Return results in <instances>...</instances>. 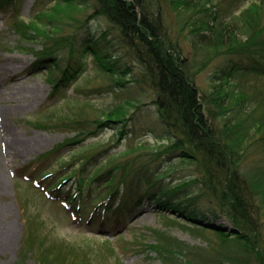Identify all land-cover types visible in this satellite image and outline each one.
Returning a JSON list of instances; mask_svg holds the SVG:
<instances>
[{"label": "trees", "instance_id": "16d2710c", "mask_svg": "<svg viewBox=\"0 0 264 264\" xmlns=\"http://www.w3.org/2000/svg\"><path fill=\"white\" fill-rule=\"evenodd\" d=\"M166 1L181 18V31H189L192 56H184L178 43L172 41L151 0H54L51 7L32 15L30 26L16 23L21 39L42 42L43 49L28 51L35 56L31 70L49 67L53 96L85 70L83 57L90 54L100 68L98 75L89 79L96 86L100 83L99 92L92 93H114V89H123L128 82L148 85L174 136L167 145L134 144L116 157L108 151L114 149V143L82 144L114 125H119L124 137L128 124L146 105L143 101L127 99L113 106L97 107L92 98H71L53 108H43L35 120L30 119L31 126L76 133L66 140V148L82 147L71 153L69 162L47 173L57 179L63 176L48 186L51 193H43V179L39 180L40 186L34 187L41 195L56 200L64 196L62 202L81 221L92 199L87 220H99L103 225L113 217H129L145 201L197 220L200 203L207 200L211 215H223L232 224L230 230L223 226L215 230L220 246L204 253L156 231L157 245L149 246L156 250L162 263L264 264V88L232 81L236 72L264 74V0H247L249 4L228 21L214 8L230 5L232 0ZM10 2L14 0H0V9ZM88 8L93 11L90 13ZM96 18L105 19L140 66L139 78L128 80L132 69L122 71L112 54L99 45L108 32L97 39L79 40L78 32ZM66 27L73 31L67 33ZM62 51L69 55L64 63L57 57L52 59ZM221 57L229 60L228 65L213 76L212 88L202 92L196 84L197 76ZM233 58H239V62ZM104 152L111 155L105 164ZM255 156L260 158L253 161ZM166 158L168 171L154 168ZM75 164L79 165L71 173L66 171ZM92 166L96 167L86 171ZM190 169L194 171L188 175L181 173ZM71 180L77 190L72 193L73 189H69L63 194L62 186ZM136 180L145 185L142 191L134 187ZM100 182L105 186L94 193L92 186ZM118 199L121 202L115 207ZM130 204L133 210L128 207ZM22 210L26 227L22 249L36 264L98 263L94 261L97 253L89 245L77 246L55 231L51 232L53 235L46 232L47 220L41 215L35 220L27 213V204H22ZM111 261L110 264H122L119 256Z\"/></svg>", "mask_w": 264, "mask_h": 264}, {"label": "rangeland", "instance_id": "374dc122", "mask_svg": "<svg viewBox=\"0 0 264 264\" xmlns=\"http://www.w3.org/2000/svg\"><path fill=\"white\" fill-rule=\"evenodd\" d=\"M232 1L230 5L214 8V12L220 16L224 15V19L228 21L249 4L247 0ZM53 3L54 0H14V3L10 2L6 4L8 6L0 9V264H36L29 252L22 249L26 233L22 204L29 206L27 213L35 220L37 215L47 220L49 227H45L46 232L55 231L54 234L77 246L89 245L97 253L94 256L97 264H110L111 260H117L118 256L121 257L122 264H163L156 250L149 246L157 245L156 231H163L162 235L169 234L170 238L174 237L204 253L209 252L210 247L218 248L220 239L215 230L221 226L230 230L232 224L223 215L218 218L211 215L208 212L210 206L207 200L200 203L197 220L182 216L174 209L168 210L157 206L153 201H145L138 211L135 210L137 212L129 217L119 220L113 217L105 225L99 220L89 224L90 221L87 219L89 212L92 211V199L88 201L89 208L82 213L84 220L75 221L69 209L62 204L64 196L55 201L52 197L41 195L42 193L34 187L36 180L43 179L42 186L45 189L41 190L44 189L43 193H51L48 186L58 183L63 176L57 179L55 176H46L47 173L58 170L61 164L69 162L72 152L82 146L114 143V149L108 148V151L117 157L134 144H147L153 147L167 145L174 137L154 103L155 92L148 85L135 81L128 82L123 89H114V93L109 91L101 94L92 93V90L99 92L97 89L100 83L98 82L99 85L96 86L89 79L98 75L100 68L90 54L83 57L85 70L53 96L52 85L48 81L49 67L34 72L31 70L35 56L28 51L43 49L42 42L23 40L16 31V23L30 26L32 15L41 9L51 7ZM151 3L154 12L160 13L164 29L172 41L178 43L184 56H192L189 31L186 30L184 33L181 31V18L173 7L166 0H151ZM88 11L91 13L93 10L88 8ZM28 30L31 32V29ZM72 31L73 29L66 27L67 33ZM106 32L107 38L100 39L99 45H103L112 54L114 62L117 61L122 71L132 69L127 75L128 80H132L134 76L139 78L140 66L128 55L127 49L121 44L117 34L110 30L105 19L91 20L87 27L84 26L78 32L77 37L79 40L88 41L91 37L97 39ZM68 56L67 51H62L52 59L57 57L64 63ZM232 61L239 62V58H233ZM228 63L227 58L221 57L197 76L196 84L202 92L212 88L213 76ZM234 75L232 81L237 84L264 88V74L261 76L255 72H236ZM86 97L92 98L91 102L97 107L113 106L127 99L140 100L146 105L129 123L126 128L128 134L124 137L120 135L119 125H114V128L105 129L82 146L66 148V140L74 137L76 133L46 131L31 126L30 119L35 120L41 109L53 108L56 104L64 103L71 98ZM60 145L65 146L59 152L50 154ZM107 152L102 156L106 158L101 157L102 163L111 157L110 154V156L106 154ZM259 158L255 156L253 161ZM166 160L168 158L164 163L158 161L154 168L168 171L169 164ZM78 165L75 164L66 171L71 173ZM95 167L92 166L86 171L91 172ZM191 170L194 171L190 169L181 173L188 175ZM27 178H30L32 184L27 183ZM72 181L64 184L61 190L63 194L69 189H73L72 193L77 190ZM139 182L140 180H136L134 187L142 191L145 185ZM104 186V183H96L92 190L97 193ZM85 195L87 196L86 192ZM120 202L118 199L115 207ZM128 207L134 209L131 204Z\"/></svg>", "mask_w": 264, "mask_h": 264}]
</instances>
